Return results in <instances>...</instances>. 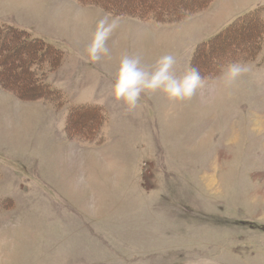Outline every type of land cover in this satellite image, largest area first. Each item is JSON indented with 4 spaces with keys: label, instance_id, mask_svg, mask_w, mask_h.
Instances as JSON below:
<instances>
[{
    "label": "rangeland",
    "instance_id": "1",
    "mask_svg": "<svg viewBox=\"0 0 264 264\" xmlns=\"http://www.w3.org/2000/svg\"><path fill=\"white\" fill-rule=\"evenodd\" d=\"M258 7L212 0L173 23L110 14L119 27L92 62L85 50L109 12L0 0V23L62 52L53 71H36L59 98L0 86V264H264V43L237 61L249 70L230 86L220 72L183 101L158 89L129 108L110 87L124 56L151 71L171 54L183 76L197 44ZM79 106L100 117L77 116L67 133Z\"/></svg>",
    "mask_w": 264,
    "mask_h": 264
},
{
    "label": "trees",
    "instance_id": "2",
    "mask_svg": "<svg viewBox=\"0 0 264 264\" xmlns=\"http://www.w3.org/2000/svg\"><path fill=\"white\" fill-rule=\"evenodd\" d=\"M76 1L97 5L117 16L173 23L209 8L212 0H190L189 3L183 0ZM263 43L264 8L258 7L237 16L209 39L197 44L189 67L204 78H213L220 74L222 65L254 61ZM61 59V50L53 44L30 37L25 30L0 23V86L20 100L53 101L59 98L60 92L44 83L36 71H53ZM16 80L18 84L15 85ZM100 112L93 106L70 108L65 120L66 132L74 131L75 117L87 113L95 118L100 117Z\"/></svg>",
    "mask_w": 264,
    "mask_h": 264
},
{
    "label": "clouds",
    "instance_id": "3",
    "mask_svg": "<svg viewBox=\"0 0 264 264\" xmlns=\"http://www.w3.org/2000/svg\"><path fill=\"white\" fill-rule=\"evenodd\" d=\"M118 27L119 20L110 14H103L98 19L85 50L90 61H98L101 50H108L107 42ZM175 62L173 55H162L157 59L154 69L149 71L141 66L138 56L122 57L110 85L112 97L129 108L137 105L141 93L158 89L176 101L190 98L203 84L204 77L191 69L183 76H175L171 71ZM248 70L244 63L233 61L221 66V76L225 85L230 86Z\"/></svg>",
    "mask_w": 264,
    "mask_h": 264
},
{
    "label": "crops",
    "instance_id": "4",
    "mask_svg": "<svg viewBox=\"0 0 264 264\" xmlns=\"http://www.w3.org/2000/svg\"><path fill=\"white\" fill-rule=\"evenodd\" d=\"M220 18H221V15H217V16H216V19L220 20ZM224 18H225V17H224ZM215 30H216V28L211 32V34L214 33Z\"/></svg>",
    "mask_w": 264,
    "mask_h": 264
}]
</instances>
